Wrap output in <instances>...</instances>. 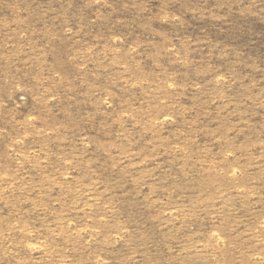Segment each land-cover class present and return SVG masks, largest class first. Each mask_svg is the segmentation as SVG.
<instances>
[{
  "label": "rangeland",
  "instance_id": "rangeland-1",
  "mask_svg": "<svg viewBox=\"0 0 264 264\" xmlns=\"http://www.w3.org/2000/svg\"><path fill=\"white\" fill-rule=\"evenodd\" d=\"M0 264H264V0H0Z\"/></svg>",
  "mask_w": 264,
  "mask_h": 264
}]
</instances>
